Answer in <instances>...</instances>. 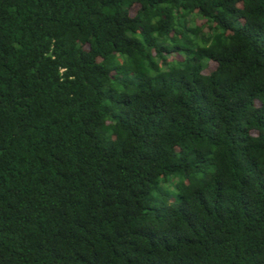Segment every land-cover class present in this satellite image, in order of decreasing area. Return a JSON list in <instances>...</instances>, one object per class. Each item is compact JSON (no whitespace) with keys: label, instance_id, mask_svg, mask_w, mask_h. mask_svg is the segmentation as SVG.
<instances>
[{"label":"trees","instance_id":"16d2710c","mask_svg":"<svg viewBox=\"0 0 264 264\" xmlns=\"http://www.w3.org/2000/svg\"><path fill=\"white\" fill-rule=\"evenodd\" d=\"M0 264H264V0H0Z\"/></svg>","mask_w":264,"mask_h":264}]
</instances>
